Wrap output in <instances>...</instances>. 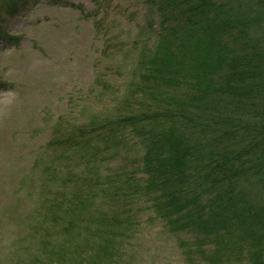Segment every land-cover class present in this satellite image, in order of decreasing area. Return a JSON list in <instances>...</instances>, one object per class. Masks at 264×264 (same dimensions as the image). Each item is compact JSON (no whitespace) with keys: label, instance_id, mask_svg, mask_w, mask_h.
<instances>
[{"label":"rangeland","instance_id":"rangeland-1","mask_svg":"<svg viewBox=\"0 0 264 264\" xmlns=\"http://www.w3.org/2000/svg\"><path fill=\"white\" fill-rule=\"evenodd\" d=\"M163 1L0 0V83L5 87L0 91V264H87L97 244L90 245L92 241L102 243L109 234L115 240L127 237L112 264L256 263L250 249L244 260L240 255L223 258L229 252L222 250L228 247L227 233L236 231L230 225L217 229L216 243H205L196 252L194 228L203 226L190 220L175 233L170 217L149 220L155 203L151 200L160 189L145 183L148 176L142 172L129 175V187L126 171L138 169L133 162L125 165L121 156L108 169H99L91 156L83 158V149L71 146L76 154L66 149V140L77 141L74 133L82 126L140 114L146 97L155 101H148L152 108L159 105L156 97L166 94L169 108L199 109L191 98L194 78L187 72L175 69L170 75L179 86L162 90L161 76L154 78L147 70L151 59H164L157 55L161 52L152 54L158 32L174 26L172 13L162 17L157 10ZM143 56L149 60L140 59ZM195 59L201 63L200 56ZM214 66L208 63L200 76ZM74 191L76 200L69 205ZM56 193H63L66 207L91 211L85 207L89 202L103 209L110 202L120 210L108 222L98 223L89 213L73 228L53 226L49 220L55 212L48 206ZM139 206L144 208L137 210ZM209 220L204 218L215 226L216 221ZM85 238L91 239L88 245ZM66 241L69 248L61 245ZM78 253L81 260H70Z\"/></svg>","mask_w":264,"mask_h":264},{"label":"trees","instance_id":"trees-1","mask_svg":"<svg viewBox=\"0 0 264 264\" xmlns=\"http://www.w3.org/2000/svg\"><path fill=\"white\" fill-rule=\"evenodd\" d=\"M158 7L162 17L173 14L174 26L158 32L152 54L154 57L161 52L157 55L164 59H151L147 70L154 78L161 76L162 90L179 86L175 75H170L175 69L187 72L190 79L194 78L190 91L201 97V101L191 97L199 109L178 112L169 108L166 94L156 97L159 105L152 108L148 101H155L146 97L139 115L122 121L105 120L100 126L93 122L82 126L74 133L77 141L66 140V149H83V158L91 156L99 169L104 165L108 169L121 156L125 165L133 162L138 169L126 171L128 186L132 187L129 175L142 172L148 176L145 183L160 189L158 198L151 200L155 203L149 220L170 217L175 233L190 220L203 226L194 228L201 240L193 241L196 252L205 243H216L217 229L230 225L229 229L234 227L238 232L227 233L228 247L222 250L228 248L229 252L223 258L240 255L244 260L250 249L255 264H264V0H165ZM195 56H200L201 63H194ZM144 58L140 59L149 60ZM212 62L214 68L200 76ZM72 150L74 154L78 151ZM171 151L173 155H168ZM76 193L70 195L69 205L76 200ZM63 202H67L63 193H56V199L50 201L48 208L55 212L49 220L53 226L73 228L78 221L85 222L89 213H94L98 223L108 222L120 210L110 202L105 210L89 202L85 207L90 206L91 211L66 207ZM204 218L208 223L209 219L216 221L215 226ZM84 240L88 245L91 239ZM95 242L87 264H112L127 237L124 234L115 240L109 234L102 243L94 240L90 245ZM61 245L69 248L71 244L66 241ZM72 256L74 261L82 258L79 253Z\"/></svg>","mask_w":264,"mask_h":264}]
</instances>
